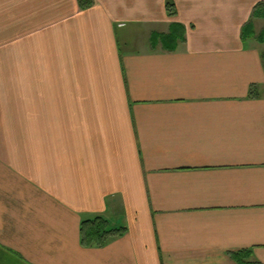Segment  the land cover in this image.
Listing matches in <instances>:
<instances>
[{
  "label": "crops",
  "instance_id": "1",
  "mask_svg": "<svg viewBox=\"0 0 264 264\" xmlns=\"http://www.w3.org/2000/svg\"><path fill=\"white\" fill-rule=\"evenodd\" d=\"M168 1L0 0V264H264V0Z\"/></svg>",
  "mask_w": 264,
  "mask_h": 264
},
{
  "label": "trees",
  "instance_id": "2",
  "mask_svg": "<svg viewBox=\"0 0 264 264\" xmlns=\"http://www.w3.org/2000/svg\"><path fill=\"white\" fill-rule=\"evenodd\" d=\"M80 7L86 9L94 4V0H79ZM168 6L174 7L173 2L168 1ZM172 13H176L175 11ZM254 17H264V2H260L256 5L254 9ZM263 31L260 34H256L254 30L253 23L250 22L243 29V37H255L260 41L264 42V37L262 35ZM264 58V56H263ZM124 227H113L109 220L102 216H96L94 218L86 219L82 222L81 225V239L84 246H103L108 243L113 238L121 236L125 232ZM234 258L237 261V264H245V259H249V264H261L259 262H253L250 260L249 254L247 251H240L235 254ZM248 264V262H246Z\"/></svg>",
  "mask_w": 264,
  "mask_h": 264
},
{
  "label": "rangeland",
  "instance_id": "3",
  "mask_svg": "<svg viewBox=\"0 0 264 264\" xmlns=\"http://www.w3.org/2000/svg\"><path fill=\"white\" fill-rule=\"evenodd\" d=\"M170 1V0H169ZM171 2V1H170ZM176 7V6H175ZM170 8H173V6L171 7L170 6ZM172 12H174V11H172ZM253 19L254 20H257V23H256V28L258 29V31L256 32V34H260L261 35V32L263 31V33H262V35H263V37H264V17H253ZM253 19H252V21L251 22H253V24H254V21H253ZM259 19V20H258ZM255 27V26H254ZM257 39V38H256ZM259 40V39H258ZM260 41V40H259ZM260 42H263V41H260ZM96 217V216H95ZM93 218H94V216H93ZM92 219V218H91ZM111 224V223H110ZM245 264H247L246 262H248V264H249V259L247 260V258L245 259Z\"/></svg>",
  "mask_w": 264,
  "mask_h": 264
}]
</instances>
